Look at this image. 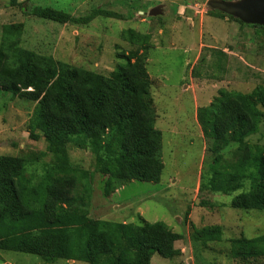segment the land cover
<instances>
[{"label":"rangeland","instance_id":"374dc122","mask_svg":"<svg viewBox=\"0 0 264 264\" xmlns=\"http://www.w3.org/2000/svg\"><path fill=\"white\" fill-rule=\"evenodd\" d=\"M207 0H0V51L7 47L4 26L20 24L18 46L36 54L108 76L124 54L139 50L152 80L155 127L162 133L164 169L158 182H126L105 195L108 175L98 169L90 148L66 144L69 163L89 176L77 181L78 205L92 219L140 223L163 221L183 238L175 242L179 256L154 253L151 264H241L230 254V239L264 234V211L233 208L234 193L214 192L208 184L212 161L210 140L198 122L197 107L208 105L221 91L251 93L264 87V27L211 12ZM161 5L163 13L149 15ZM51 7L68 16L57 22L34 15L35 7ZM98 14L91 18V15ZM111 12L119 16H113ZM107 13V14H106ZM90 17V18H88ZM88 18V19H87ZM132 30V32H129ZM8 43V42H7ZM185 84L193 85L184 88ZM36 103L0 90V155L25 159V175L37 184L45 168L58 162L43 129L32 125ZM250 145L264 146V118ZM237 145L224 153L235 159ZM89 182V192L83 184ZM204 183L209 188H202ZM222 225L223 239L207 245L194 241L190 224ZM45 262L40 256L0 251V264H69ZM74 264H87L74 261ZM264 264V258L258 262ZM73 264V263H71Z\"/></svg>","mask_w":264,"mask_h":264},{"label":"trees","instance_id":"16d2710c","mask_svg":"<svg viewBox=\"0 0 264 264\" xmlns=\"http://www.w3.org/2000/svg\"><path fill=\"white\" fill-rule=\"evenodd\" d=\"M33 13L57 22L68 20L66 13L51 7L38 6ZM19 28L20 24L4 26L7 47L0 51V90L36 103L30 124L43 129L58 162L47 166L39 182L32 184L25 175L24 158L0 155V251L38 255L48 263L151 264L154 253L179 256L175 242L183 235L163 221L90 218L77 204L80 196L75 191L77 181L89 173L80 174L69 163L66 149L73 141L97 154L99 172L108 175L106 196L129 181L160 180L162 133L155 127L144 52L124 54V61L105 76L21 48L17 39L9 42ZM197 117L210 140L212 170L207 185L214 192L231 194L250 181V190L235 195L230 205L264 211V146L246 143L264 118V87L249 94L221 91L208 105L198 107ZM232 145H237L235 159L226 164L223 152ZM83 187L91 189L89 182ZM190 227L192 239L202 244L223 239L222 225ZM230 254L241 264H259L264 258V234L231 238Z\"/></svg>","mask_w":264,"mask_h":264},{"label":"water","instance_id":"95a60500","mask_svg":"<svg viewBox=\"0 0 264 264\" xmlns=\"http://www.w3.org/2000/svg\"><path fill=\"white\" fill-rule=\"evenodd\" d=\"M206 6L235 17L245 24L264 27V0H207ZM163 13L161 5L150 10L149 15Z\"/></svg>","mask_w":264,"mask_h":264},{"label":"crops","instance_id":"0c3cea01","mask_svg":"<svg viewBox=\"0 0 264 264\" xmlns=\"http://www.w3.org/2000/svg\"><path fill=\"white\" fill-rule=\"evenodd\" d=\"M186 87H188V88H191V87H192V89H193V91H194L193 85H190V84H189V85H188V84H185V85H184V88L186 89ZM198 107H199V106H198ZM198 107H197V108H198ZM197 110H198V109H197ZM71 263H73V264H74L75 262H74V261H72V262H69V264H71Z\"/></svg>","mask_w":264,"mask_h":264}]
</instances>
